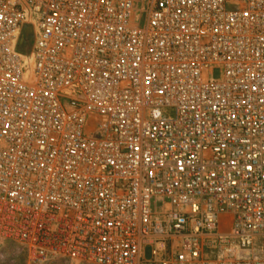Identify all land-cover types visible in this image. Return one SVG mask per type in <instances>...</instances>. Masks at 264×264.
Here are the masks:
<instances>
[{
	"label": "built area",
	"instance_id": "obj_1",
	"mask_svg": "<svg viewBox=\"0 0 264 264\" xmlns=\"http://www.w3.org/2000/svg\"><path fill=\"white\" fill-rule=\"evenodd\" d=\"M4 243L264 264V0H0Z\"/></svg>",
	"mask_w": 264,
	"mask_h": 264
},
{
	"label": "rangeland",
	"instance_id": "obj_2",
	"mask_svg": "<svg viewBox=\"0 0 264 264\" xmlns=\"http://www.w3.org/2000/svg\"><path fill=\"white\" fill-rule=\"evenodd\" d=\"M21 53H25V49H19ZM147 256L150 254L147 252ZM0 264H34L31 263L27 254L19 246L10 243H4L0 246ZM45 264H72L66 260H56Z\"/></svg>",
	"mask_w": 264,
	"mask_h": 264
}]
</instances>
